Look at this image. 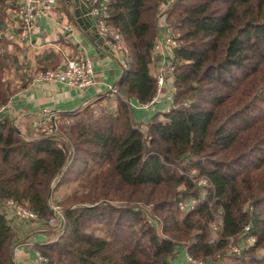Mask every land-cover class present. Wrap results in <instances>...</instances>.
Returning <instances> with one entry per match:
<instances>
[{
	"label": "trees",
	"instance_id": "trees-1",
	"mask_svg": "<svg viewBox=\"0 0 264 264\" xmlns=\"http://www.w3.org/2000/svg\"><path fill=\"white\" fill-rule=\"evenodd\" d=\"M108 6L130 56L116 111L53 135H26L14 119L0 118V208L15 201L47 223L55 190L81 181L83 192L65 205L59 238L36 247L49 264H175L181 250L219 264L228 239L246 225L256 243L231 259L264 264V0H178L171 7L168 20L180 41L175 106L165 120L149 121L146 134L129 101L146 103L156 92L159 3ZM3 22L0 15V45ZM4 60L0 108L17 91L4 80ZM193 171L210 182L205 195ZM191 198L201 200L181 212ZM94 224L106 226L109 239L90 232ZM15 236L0 209V264L14 262Z\"/></svg>",
	"mask_w": 264,
	"mask_h": 264
},
{
	"label": "crops",
	"instance_id": "crops-1",
	"mask_svg": "<svg viewBox=\"0 0 264 264\" xmlns=\"http://www.w3.org/2000/svg\"><path fill=\"white\" fill-rule=\"evenodd\" d=\"M55 13L37 22L30 40H21L18 36L20 17L17 0H6L0 9L3 19L0 53L9 60L12 71L7 77L14 78L17 91L6 105L3 117L14 119L24 134H35V121L60 117L80 112L83 109L99 103L117 107V96L110 93V88L119 87L124 71L117 58L105 47L97 33L96 25L84 22L80 26L74 18V5H67V0H55ZM89 7V5H85ZM159 21V20H158ZM162 21H159V25ZM65 56L74 58L86 56L95 63L96 83L87 90H77L64 85L35 84L31 75L37 70L52 69L62 66ZM157 61L153 62L152 74L155 75ZM169 93L162 95L161 101L153 108L146 110L140 107L139 101H129L133 122L143 129L155 116L160 121L165 120L171 106ZM72 181L71 183H75ZM78 182V181H77ZM68 183L65 186L70 185ZM63 187V186H62ZM1 211L7 217L15 231V243L12 248L15 264H34L37 246L52 242L59 235L54 229H45L44 223L19 220L7 204H1ZM160 233V230H158ZM183 254L176 259L177 264H183ZM232 259L219 264H232Z\"/></svg>",
	"mask_w": 264,
	"mask_h": 264
},
{
	"label": "built area",
	"instance_id": "built-area-1",
	"mask_svg": "<svg viewBox=\"0 0 264 264\" xmlns=\"http://www.w3.org/2000/svg\"><path fill=\"white\" fill-rule=\"evenodd\" d=\"M159 3L158 20L162 23H157L158 32L153 47V62L158 58L156 64L157 69L154 75L156 80V92L153 98L146 103H141L140 107L149 110L156 106L162 98V95H170V112L174 106V96L177 93L176 82V66L175 51L180 47L179 33L170 25L168 17L171 7L178 0H157ZM18 14L20 17V28L18 36L21 40H30L37 22L41 19L52 16L55 13V0H17ZM110 0H91V11L89 15L95 22L96 30L102 39L105 47L113 54L120 63L124 73L130 69L129 48L124 40L122 34L110 25L111 13L109 10ZM31 81L35 84H51L64 85L77 90H87L96 83L95 63L92 59L86 56H77L70 58L65 56V61L62 66L53 69L37 70L32 73ZM112 95H119V87L110 88ZM184 106L188 107L189 103L185 102ZM6 105L0 108V118L6 111ZM34 130L43 135L57 134L59 125L55 117L47 116L46 118L35 121L33 125ZM141 128V127H140ZM142 132L146 134V129L141 128ZM197 172L191 173V180L201 188L203 195L210 189L211 184L208 179L197 178ZM200 198H191L188 201L180 203V211L187 213L192 211ZM7 205L12 213H14L19 220L32 221L43 223L37 213L30 210L28 207L18 204L15 201H8ZM51 217L47 221L50 226H55L64 218V209L61 205L52 204L49 202ZM214 228L218 231L219 225L216 223ZM213 240V242H215ZM228 246L224 251L218 254L219 262H228L231 257L240 258L243 256L245 250L256 243V237L253 234L251 225H246L239 236H233L228 239ZM181 252H183L181 250ZM179 253L176 259L180 256ZM183 264H208L207 261L196 259L186 251L183 254ZM34 264H49L48 258L40 251L35 254Z\"/></svg>",
	"mask_w": 264,
	"mask_h": 264
},
{
	"label": "rangeland",
	"instance_id": "rangeland-1",
	"mask_svg": "<svg viewBox=\"0 0 264 264\" xmlns=\"http://www.w3.org/2000/svg\"><path fill=\"white\" fill-rule=\"evenodd\" d=\"M1 45H0V49H1ZM0 56H1V53H0ZM4 61H5L6 65H7V69L5 71L4 80H5L6 84H9V85L15 87L14 86V84H15L14 78L13 77L12 78L7 77V74L9 73V70L12 71L11 65L8 63L9 60H4ZM15 89H16V87H15ZM113 102H115V100H113ZM113 102L110 99L109 100V105L110 106H105V103H99V104L94 105V106H89L88 108L82 110L77 115H75L76 117L73 120H68V119H63V118L59 119L57 122L59 124L60 131L63 129L62 132H65L64 129H65L66 125L71 126L73 124V126H74V125L78 124L79 122H80L81 125L82 124H88L89 122H91V121H93L95 119H102L103 116H105L108 113L115 112L117 107L113 106ZM80 182L81 181H78V182L76 181L75 183H71L68 186H63V187L57 188L55 190V192L53 193L52 204L61 205L63 207V209H64L68 199L73 194L82 193L83 192V190L80 188V184H81ZM117 204H119V203H117ZM59 224H60V222L57 225H55V226H50L47 223H44V226H45L44 228L45 229H54V230L57 231V230H59V226H60ZM88 230L90 232L96 234L97 236H100V237H104V238H107V239H109V237H110L109 232H108V228L106 226H104V225H96V224H94V225H91L88 228ZM58 238H59V235L56 237L55 240H57ZM232 264H235V263H232Z\"/></svg>",
	"mask_w": 264,
	"mask_h": 264
},
{
	"label": "water",
	"instance_id": "water-1",
	"mask_svg": "<svg viewBox=\"0 0 264 264\" xmlns=\"http://www.w3.org/2000/svg\"><path fill=\"white\" fill-rule=\"evenodd\" d=\"M67 5H74V18L76 19L77 23L80 26H83V23L86 21L88 22V25L92 24V17L89 15V12L91 11V0H67ZM85 5H89V7H86ZM2 25V29H4ZM158 58H155V61H157ZM0 194H2V188L0 186ZM63 225H61V228ZM12 264H15L14 262ZM241 264V263H238Z\"/></svg>",
	"mask_w": 264,
	"mask_h": 264
}]
</instances>
